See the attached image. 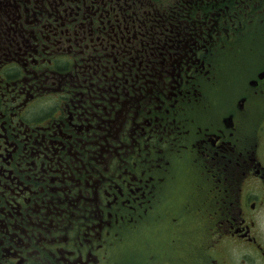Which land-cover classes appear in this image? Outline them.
Here are the masks:
<instances>
[{
  "label": "flooded vegetation",
  "instance_id": "1",
  "mask_svg": "<svg viewBox=\"0 0 264 264\" xmlns=\"http://www.w3.org/2000/svg\"><path fill=\"white\" fill-rule=\"evenodd\" d=\"M0 264H264V0H0Z\"/></svg>",
  "mask_w": 264,
  "mask_h": 264
}]
</instances>
